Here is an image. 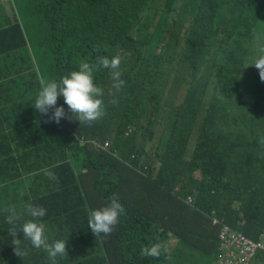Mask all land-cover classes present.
<instances>
[{"label":"trees","instance_id":"1","mask_svg":"<svg viewBox=\"0 0 264 264\" xmlns=\"http://www.w3.org/2000/svg\"><path fill=\"white\" fill-rule=\"evenodd\" d=\"M261 54L264 0H0V264H53L22 232L13 241L8 231L9 210L18 230L31 218L29 205L46 208L38 222L49 243L67 240L55 264H215L214 219L257 239L264 231V81L249 64ZM112 55L121 57L125 84L117 90L111 69L94 71L104 109L97 120L79 123L62 97L58 123L53 109L35 111L42 79ZM20 143L49 154L36 161L50 164L53 178L26 164L29 148L13 146ZM188 194L195 206L186 204ZM113 195L125 213L110 233L95 236L90 210ZM156 241L166 251L141 254Z\"/></svg>","mask_w":264,"mask_h":264},{"label":"clouds","instance_id":"2","mask_svg":"<svg viewBox=\"0 0 264 264\" xmlns=\"http://www.w3.org/2000/svg\"><path fill=\"white\" fill-rule=\"evenodd\" d=\"M120 63L121 57L119 55H112L111 57H97L94 62H81L76 69L61 76L58 80L42 79L39 91L36 93L31 105L35 111L41 114H48L49 110L53 109L50 119L58 123L60 118L65 116L64 106L57 105V98L62 97L64 105H67L68 110L74 114L80 123L93 122L103 115L104 110L102 89L94 82L93 73L97 68L111 69L113 86L119 90L125 84L124 79L121 78V72L118 70ZM249 65L256 66L259 70L260 79L264 81V54L259 55L254 62ZM105 146L107 145L105 144ZM42 171L45 176L53 178L52 172L46 169ZM185 201L189 206H195L196 204V199L190 194L186 196ZM46 211V208L43 206L29 205L26 208V212L31 218L26 219L22 224H20L19 229L17 230L15 227V221L17 219L16 212L15 210L10 209L7 219L8 223L12 224L13 227L9 228L8 231L14 237L12 239L13 241L18 240L15 238L16 233L18 231L22 232L23 238H26L33 248H43L48 257L52 260L53 264H55V258L57 256H62L66 252L65 246L67 240L55 239L52 240L51 243L48 242V236L45 233V225L38 222V218L44 217L46 215ZM124 213L125 208L120 199L116 195H113L109 198L107 204L90 210L87 219L88 228L95 236L97 234L106 235L112 231L113 226L118 222V218ZM223 224H221V226ZM236 233L240 234L242 237L241 238L238 235L242 242L241 248H239L240 241ZM231 234L234 236V241L224 247L226 249L224 252H220L219 250L212 252V258L214 259L215 264H232L228 263V259L233 258V249L231 246L237 242V245L234 246V248L239 256L240 253H243L249 248L250 240L254 239L241 231L237 232L233 229ZM172 239H175L177 242L176 238ZM171 240L170 245L175 246L176 242L172 245ZM162 250L166 251L164 243L156 241L149 247H141L140 252L144 256L159 257ZM15 251L18 252L16 247ZM253 254L256 255L259 260L260 257L264 255V252L258 249L253 251L251 255ZM257 262L254 264H258Z\"/></svg>","mask_w":264,"mask_h":264},{"label":"rangeland","instance_id":"3","mask_svg":"<svg viewBox=\"0 0 264 264\" xmlns=\"http://www.w3.org/2000/svg\"><path fill=\"white\" fill-rule=\"evenodd\" d=\"M123 3H124L126 6H130L131 0H123ZM113 92H114V89H113L112 92H110L109 90H106V96H108V98H109V100H110V103L115 102V98L112 96V95H113ZM116 99H117V98H116ZM72 117L75 118L74 116H72ZM75 119H76V118H75ZM76 121H77V119H76ZM79 123H80V122H79ZM80 125H81V124H80ZM79 131H80V134H81V136H80V139H81V140H80V141H81L82 143H86V142H88L89 140L86 139L87 136L85 135V133L82 132L81 130H79ZM29 141L32 142V138H31ZM194 141H195V137L192 138L190 145H193V144H194ZM90 142L93 143V144H94L95 146H97V147H102V148H109V147H110V145H109V146H105V143H104V145H102V144L100 143L99 140H96V139H94V138L91 139ZM13 146H17V147H28V148H29V149L27 150V160H26V164L32 165V166H34V167H36V166H37V167H42V168H44V169H47L48 167L51 166L50 164L43 165V164L38 163V162L36 161V157H38V158H40V159H45V160H47V161H50V156H49L48 153L41 152V153H38V154L34 155V154L31 153V148H30L29 146H24V143H20V144H18V145H13ZM35 147H38V145H34L32 148H35ZM15 151H16V150H15ZM10 168H11V167H10ZM173 207H175V208H177V209H179V210H185V209H186V204H184V203H179L178 201H175L174 204H173ZM213 224L216 225V226H218L219 229H220V226H219L217 220H214V221H213ZM18 232H19V231H18ZM219 238L221 239V242H220L221 248L219 249V251H220V252H224L226 249L224 248V244H222V237H221L220 235H219ZM175 242H176L175 239H172V240H171V244H172V245H174ZM236 245H237V242H235V243L231 246V248L233 249V263H232V264H239V263H238V258H237L238 254H237V252H236V250H235V248H234V246H236Z\"/></svg>","mask_w":264,"mask_h":264},{"label":"built area","instance_id":"4","mask_svg":"<svg viewBox=\"0 0 264 264\" xmlns=\"http://www.w3.org/2000/svg\"><path fill=\"white\" fill-rule=\"evenodd\" d=\"M106 145H108V142L106 143ZM231 231H232V229L230 228L229 225L223 224L221 226L220 236L223 239L224 247H226L229 243H232L234 241V236L231 234ZM238 235L241 237L240 234H238ZM258 249H260L264 252V232H262L259 235L258 239H251L250 240L249 248L246 251H244L243 254L244 255H247V254L251 255L253 251H256ZM237 258H238V261L240 263L239 256H237ZM228 263H233V258H229Z\"/></svg>","mask_w":264,"mask_h":264}]
</instances>
